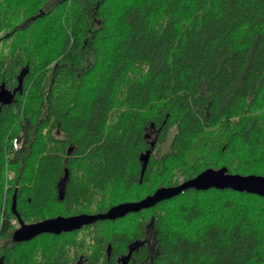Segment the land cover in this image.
<instances>
[{
    "label": "trees",
    "instance_id": "1",
    "mask_svg": "<svg viewBox=\"0 0 264 264\" xmlns=\"http://www.w3.org/2000/svg\"><path fill=\"white\" fill-rule=\"evenodd\" d=\"M0 84V264H264V195L230 188L23 241L12 222L264 175V0H0Z\"/></svg>",
    "mask_w": 264,
    "mask_h": 264
},
{
    "label": "water",
    "instance_id": "2",
    "mask_svg": "<svg viewBox=\"0 0 264 264\" xmlns=\"http://www.w3.org/2000/svg\"><path fill=\"white\" fill-rule=\"evenodd\" d=\"M14 91H9L0 84V100L12 99ZM149 150L143 152L140 157L141 168L139 181L146 167ZM186 188L208 189V188H230L236 191H246L264 195V175L262 174H240L227 171L225 166L219 168H205L196 175L184 179L177 184L160 186L153 192L138 200L121 201L109 206L106 210L95 213H76L71 215H56L35 222H18L13 237L16 241L29 240L40 233H54L72 231L83 225L92 223L99 219H112L121 217L128 212L137 211L142 208L153 206L157 202L170 198Z\"/></svg>",
    "mask_w": 264,
    "mask_h": 264
},
{
    "label": "flooded vegetation",
    "instance_id": "3",
    "mask_svg": "<svg viewBox=\"0 0 264 264\" xmlns=\"http://www.w3.org/2000/svg\"><path fill=\"white\" fill-rule=\"evenodd\" d=\"M37 236V235H36ZM109 246V245H108ZM131 245H129L130 247ZM127 255L124 256H118L115 259V264H127V259H126ZM72 264V263H71Z\"/></svg>",
    "mask_w": 264,
    "mask_h": 264
},
{
    "label": "rangeland",
    "instance_id": "4",
    "mask_svg": "<svg viewBox=\"0 0 264 264\" xmlns=\"http://www.w3.org/2000/svg\"><path fill=\"white\" fill-rule=\"evenodd\" d=\"M17 146H18V143H17ZM166 148V144H164L163 146H161V147H159L157 150H156V153H159L162 149H165ZM14 224H15V226L17 227L18 226V222H16V221H12Z\"/></svg>",
    "mask_w": 264,
    "mask_h": 264
},
{
    "label": "built area",
    "instance_id": "5",
    "mask_svg": "<svg viewBox=\"0 0 264 264\" xmlns=\"http://www.w3.org/2000/svg\"><path fill=\"white\" fill-rule=\"evenodd\" d=\"M13 145H14V146H17V141H16V139H13Z\"/></svg>",
    "mask_w": 264,
    "mask_h": 264
},
{
    "label": "bare ground",
    "instance_id": "6",
    "mask_svg": "<svg viewBox=\"0 0 264 264\" xmlns=\"http://www.w3.org/2000/svg\"><path fill=\"white\" fill-rule=\"evenodd\" d=\"M41 234V233H40ZM35 237V236H34Z\"/></svg>",
    "mask_w": 264,
    "mask_h": 264
}]
</instances>
